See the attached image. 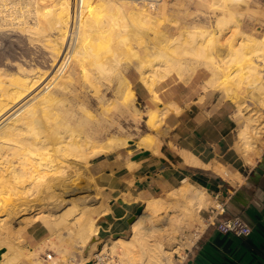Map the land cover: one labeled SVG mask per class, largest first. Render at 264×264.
Returning a JSON list of instances; mask_svg holds the SVG:
<instances>
[{
	"label": "bare ground",
	"instance_id": "1",
	"mask_svg": "<svg viewBox=\"0 0 264 264\" xmlns=\"http://www.w3.org/2000/svg\"><path fill=\"white\" fill-rule=\"evenodd\" d=\"M222 1L240 7L239 4L250 0ZM153 12L144 3L133 0H81L76 13L74 0H0V29L16 25L19 31L28 33L32 41L49 42L55 62L67 58L83 72L96 73L106 81L122 62L137 61L141 65L138 79L156 101L159 98L154 83L172 74L181 79L197 66L209 73V80L205 82L210 87H220L228 93L246 89L247 96L264 108V83H261L264 35L257 37L243 32L241 18H236L239 16L237 11H234L236 16L233 12H224L216 22L218 30L231 26L236 38L242 39L237 47L234 42L228 44L230 50L222 64L213 54L217 38L214 34L198 35L180 29L169 45L155 49L154 41L149 38L150 33L157 34L159 27ZM28 17L33 19L32 24L26 20ZM50 30L54 35H49ZM163 49L167 57L160 54ZM12 76L0 70V124L10 113L25 107L32 95L37 97L40 86L47 82L42 76ZM60 79H70L66 69ZM240 95L237 96L239 107L244 104ZM134 98V91L129 89L124 101L131 110L129 112L139 115L131 106ZM108 106L115 111L119 109L114 101ZM161 109H149L146 117L149 127L157 128L163 114ZM254 115L245 119L246 123L239 131L237 146L247 160L250 159V148H254L252 142L261 134L262 127L259 126L264 125L259 123L258 126L259 117ZM10 121L0 128V250L6 249L0 264L22 261L48 264L41 260L36 248L30 249L19 243L29 231L52 233V237L46 236L43 244L59 255L60 264H89L94 253L100 251L109 252L117 264H173L174 256L181 249L191 247L192 219H199V213L212 204L211 196L205 190L185 180L165 198L146 201L130 196L129 202H143L142 212L130 223L129 229L122 232L124 237L109 234L101 237L97 218L107 215L109 208H101L97 218H83L87 212L84 208L80 210L81 216L77 215L79 217L75 219H68L67 209L81 200H85V207L88 206L91 199L74 196L73 189L77 185L82 193H86L93 188L87 162L114 149L118 138L112 136L102 142L98 139L99 133L91 128L73 130L66 107L59 105L50 91L37 97ZM143 139L154 140L152 135ZM120 144L128 146L129 140ZM72 223L77 225L75 229L69 227ZM60 226L82 243L81 263L75 262L72 243L65 241L61 234L64 228ZM161 236L167 238L165 241L172 240V246L154 241ZM95 237L100 241L88 248L89 241Z\"/></svg>",
	"mask_w": 264,
	"mask_h": 264
},
{
	"label": "rangeland",
	"instance_id": "2",
	"mask_svg": "<svg viewBox=\"0 0 264 264\" xmlns=\"http://www.w3.org/2000/svg\"><path fill=\"white\" fill-rule=\"evenodd\" d=\"M133 1H136L140 4L144 3L150 10H152V12L154 11L156 13L154 16L157 17L156 19L159 25L158 32L157 34H149V38L154 41L153 46L155 49L160 45H169L172 39L176 37L180 29H184L185 32H193L198 35H204V33L214 34L217 36V38L215 36V50H213V54L215 55L218 63L222 64L225 59H227L226 54L228 55L230 50L228 44L231 45L234 42V46L237 47L242 40L238 37L236 38V32L231 26L228 28L225 27V30L223 29L222 31L218 30L219 28L217 29V19L224 12L234 13V11H237L239 16L236 18H238V20L241 18L240 27L243 31L251 33L257 37L264 35V0H250L248 1L249 3L246 2L239 4L240 7L237 5L225 4L222 0ZM239 12L241 14L243 13L242 17H240L241 14ZM237 14L234 13L235 16ZM26 20L31 24L33 23V19L31 17H28ZM18 29L19 27L16 25H8L3 29H0V70L3 73L5 72L8 76L13 75V78L26 75L28 78L42 76L44 80L47 79V82L42 84L43 87L40 86L41 90L37 94V97H40L47 91H50V93L59 101V105L66 107L67 119L69 120V125L73 128V130L91 128L99 133L98 139H100L102 142L108 140V138L112 136H116L118 138L116 142L114 141L115 148L105 154L114 152L121 147H126L122 146L121 144L119 146L118 143L124 140H129V142L131 139L133 140V142H130L132 145L129 146L125 152L118 157L115 155H110L109 157H105L103 159H96L98 156H96L94 159H90L87 162V166L89 170V177L93 181V188H91L86 193H82L81 188H79L77 185L73 189L75 190L73 192L74 196H87L91 199V201L88 202L87 207H85V200H81L80 202L76 203L75 206L68 208L67 211L70 214L68 219H75L81 216L80 210H83L84 208L87 209V212L84 214L83 218H97V213L101 210V208L108 206L103 189L99 188V183L96 180L97 177H99L100 174H103L104 171L112 168L116 160L123 161V159H129L133 155L134 150L140 147H136V141H138L146 133H149L154 138V141L150 139H144L146 142H155V144H160L162 141H164L171 135L174 126L178 123L182 116L183 110L176 116L168 117L163 123L162 127L160 125L162 117H159L156 129H158V131L160 127L161 129L159 132H156L154 129L146 125V118L144 113H142V111L145 112L149 107H152V104L144 93V85L138 79L139 72L141 70V65L139 62H122L116 71L111 75L110 80L106 81L99 78L96 73L90 74L89 72H83L67 58H63L60 63L58 61L55 62L48 46V44H50L49 42L45 43L32 41L28 33L21 32V30L19 31ZM49 35L52 36L54 33L50 30ZM233 38L234 40H232ZM160 54L162 57H167V52L165 49L160 51ZM194 67H196V69L191 74H188L183 80L177 79V77L172 74L166 78H162L160 82L154 83V90L157 92L160 98L161 105L164 106L170 101L178 102L183 98H191L194 94L199 95L198 90L200 89V85L207 78V74L201 67ZM64 69L67 70L70 79H60V75ZM154 69L157 68L154 67ZM261 79V83L263 84L264 73L262 74ZM262 86L264 87V84ZM129 89H132L136 96L131 106L132 108L137 106L141 111V115L136 108L135 109L139 115H134L132 112H129L131 110H129V108H127V104H125V94ZM246 92V89H243L241 92H239L241 95L235 91L231 93L234 94V97H236L234 102H237L238 105L239 101L237 96H243L242 98L244 104L241 106V108H239H243L244 116L241 117L240 114H238V116L242 119L240 125L243 124L245 116L250 117V115L253 116L255 114L254 116L257 117V119L259 117L257 122V125L259 126V123H264V108H262V106L254 100L250 99ZM33 96L34 95L29 98L25 107L13 111L12 114L10 113L7 119H5L2 124H0V128L7 125L10 119L12 120L15 118L16 115H19L24 108L33 103L37 98L36 95L34 97ZM198 100L200 101V96H198ZM112 101L118 105L119 109L117 111L109 108L108 104L112 103ZM190 102L193 103L192 100ZM259 128H261V134L255 142H252L254 148H250L251 154L249 164H254L255 159H264V125L261 124ZM235 151L237 155L245 163H247V160L244 158V156L236 149ZM101 163L103 165L102 171L99 170V165ZM226 167L229 168V166ZM219 174L222 179L226 180V176L222 171ZM166 194L156 198H165ZM211 200L212 204L210 203L205 210H202L199 213V219H192V222H194L192 223L193 226L191 228L193 235L191 247L195 241H197L200 232H202L208 224L206 220L210 216L212 217L214 215L212 213V208H215L218 204L213 200L212 197ZM15 203H17V201ZM100 218L101 216L97 218V222L101 227L102 218ZM60 227L64 228L61 231V234L64 235V237H62L65 239V241L72 243V251L76 255L75 262L81 263V251H83L82 243L79 239H73L71 236H69L68 231L64 226ZM69 227L75 229L77 225L73 224V226L70 225ZM7 230H9V228H7ZM49 232L44 236L52 234ZM100 232L99 235L101 237L105 236ZM175 235H177V233H175ZM164 236L155 238L154 241L158 240L162 243L164 242L167 247H171L173 241H165L167 238ZM99 241L100 240L96 237L92 238L89 241L88 248H91V245L98 243ZM19 243L23 246H26L24 240H19ZM46 248L49 249L47 246ZM1 250L5 252L6 249L2 248ZM36 251L39 253L40 251H43V249ZM185 251L186 249L183 248L181 249L180 253H177L174 256L173 264H179L182 261ZM52 252L55 253V261H58L59 255L56 254L54 250H52ZM41 260L44 262L42 258Z\"/></svg>",
	"mask_w": 264,
	"mask_h": 264
},
{
	"label": "crops",
	"instance_id": "3",
	"mask_svg": "<svg viewBox=\"0 0 264 264\" xmlns=\"http://www.w3.org/2000/svg\"><path fill=\"white\" fill-rule=\"evenodd\" d=\"M195 69L192 67L181 79ZM204 72L208 76L200 85L199 95L194 94L178 102L170 101L164 106L160 104L159 96V101H156L144 85V93L152 104L145 112L142 111L145 118L149 109L162 108V127L168 117L176 116L182 110L183 113L171 135L160 144L144 141L143 138L150 135L146 133L136 141V147H140L134 150L129 159L116 160L112 168L97 177L109 208L107 215L101 216V233L113 235L129 229L128 220L138 207H143L142 201L129 202L131 197L145 200L156 198L180 187L187 180L225 207L221 216L213 212L212 217L217 220L240 217L251 227L252 233L246 238L223 233L209 224L210 216L206 220L208 224L192 247L186 249L179 264H264V159H255L254 164H249L250 157L247 160L238 149L239 131L245 125L247 116L240 125L242 119L238 114L243 117L244 110L241 111L234 102V94L220 87H210L207 84L210 75L206 70ZM135 108L141 115L140 109ZM168 108L171 110L167 111ZM130 142L128 146L96 159L110 155L118 157L132 145ZM235 149L247 163L237 155ZM102 167L101 163L100 171ZM221 171L226 180L219 176ZM42 232L29 231L23 238L27 248L43 249L45 253L40 251L39 256L44 260V255L52 250L43 244L46 231ZM18 264L30 263L22 261Z\"/></svg>",
	"mask_w": 264,
	"mask_h": 264
},
{
	"label": "built area",
	"instance_id": "4",
	"mask_svg": "<svg viewBox=\"0 0 264 264\" xmlns=\"http://www.w3.org/2000/svg\"><path fill=\"white\" fill-rule=\"evenodd\" d=\"M158 1V0H155ZM81 5V0H74V10L75 13L78 11ZM215 212L216 216H221L225 212V207L221 204H218L215 208H212V213ZM214 214V213H213ZM211 226L216 227L219 231L223 233H232L238 237L246 238L251 235V227L245 223L240 217H234L225 220H217L216 217H212L209 220ZM55 253L49 251L44 255L45 263H55L60 264L58 261H55ZM91 264H117V260L109 252L103 253L95 252Z\"/></svg>",
	"mask_w": 264,
	"mask_h": 264
},
{
	"label": "water",
	"instance_id": "5",
	"mask_svg": "<svg viewBox=\"0 0 264 264\" xmlns=\"http://www.w3.org/2000/svg\"><path fill=\"white\" fill-rule=\"evenodd\" d=\"M142 210H143V207H142V206L138 207V208L136 209V211H135V214H134V215L128 220V222H129V223L133 222V221L135 220V217H136L137 215H139V214L142 212ZM121 235H123V237H124V234H123V233L118 232V233H114V234H113V237H118V236H121ZM3 252H4L3 250H0V258H1V255H2ZM90 263H91V262H90ZM90 263H89V264H90Z\"/></svg>",
	"mask_w": 264,
	"mask_h": 264
}]
</instances>
